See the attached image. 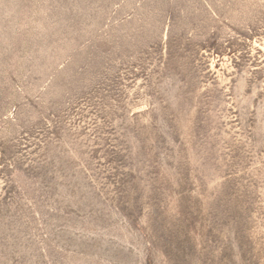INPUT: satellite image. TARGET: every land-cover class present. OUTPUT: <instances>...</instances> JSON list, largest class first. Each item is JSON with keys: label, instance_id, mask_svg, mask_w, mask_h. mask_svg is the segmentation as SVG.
<instances>
[{"label": "rangeland", "instance_id": "1", "mask_svg": "<svg viewBox=\"0 0 264 264\" xmlns=\"http://www.w3.org/2000/svg\"><path fill=\"white\" fill-rule=\"evenodd\" d=\"M0 264H264V0H0Z\"/></svg>", "mask_w": 264, "mask_h": 264}]
</instances>
